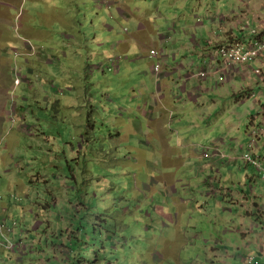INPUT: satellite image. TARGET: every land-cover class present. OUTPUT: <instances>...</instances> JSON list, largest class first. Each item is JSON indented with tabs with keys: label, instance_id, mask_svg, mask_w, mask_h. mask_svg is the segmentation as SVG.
<instances>
[{
	"label": "rangeland",
	"instance_id": "374dc122",
	"mask_svg": "<svg viewBox=\"0 0 264 264\" xmlns=\"http://www.w3.org/2000/svg\"><path fill=\"white\" fill-rule=\"evenodd\" d=\"M162 2L0 0V95L8 92L11 82L17 86L11 96V105L15 106L9 126L0 134V208L9 207L4 225L11 230L10 234L14 231L17 236L23 228L32 229L37 221L41 222L38 229L31 230L23 239L16 238V242L39 245L37 255L44 261L48 259V250L56 246L59 263L71 264L70 252L62 244L69 245L67 237L71 232L65 233V228L78 224L83 212L81 202L93 214L92 221L102 214L106 221L104 231L108 232L103 236L112 238L103 249L100 236L93 244V255L104 260L101 264H215V252L211 249L221 250L222 242L216 245L206 244L207 241L222 239L238 247L243 240L234 224L235 220H242L239 208L234 210L236 206L224 189L219 193L218 187L214 196L207 190L202 192L206 165L191 161L194 149L182 145V135L167 136L172 138L176 158L189 165L182 172L159 170L161 166H155L152 153L146 149L148 140H139L143 150H118L116 137L107 136L106 115L111 118L114 108L122 111L128 107L127 82L132 77L129 70L136 66L148 68L158 62L130 39L132 50L117 59L116 65L110 63L109 57L115 55L114 47L118 46L115 37L119 42L125 41L129 35L124 29L133 24L123 14L128 7L133 16L145 21L148 15L144 6L151 4L157 9ZM215 2L221 6L222 0ZM111 3L114 5L110 6ZM210 51L211 54L213 47ZM135 53L143 57L137 60ZM219 76L216 74L213 82ZM209 94L217 100L219 109L226 108L229 101L223 103L224 97ZM26 96L31 97V102L20 103L21 97ZM261 100L264 103V96ZM114 102L113 108L109 104ZM21 105H28L33 111L25 120L30 134L18 132L14 122V108ZM192 106L187 110L189 116L186 112L181 114L186 122L195 117L193 111L198 106ZM258 111L255 123L262 118L261 106ZM82 113L91 120L89 135L77 123ZM253 132L256 137L259 135L256 130ZM189 139L200 140L201 136ZM134 145V141H129L122 146L124 149ZM214 150L216 154L204 149L203 157L218 155V165L236 161L219 148ZM3 152L8 160L2 158ZM197 154L202 156L198 150ZM172 161V157L166 159L162 167ZM237 163L245 164L241 158ZM252 167L248 166L247 171L252 173L255 169L259 176L258 169ZM228 170L224 172V179L230 178L226 184L234 181L238 188V183L244 182L245 170ZM258 180L260 183L251 190L260 196L264 181ZM220 185L223 188L225 183L221 181ZM243 189L246 193L251 191L249 186ZM207 194L211 197L207 198ZM77 198L78 201L74 200ZM4 217L0 216V220ZM245 225L242 222L238 227ZM6 239L9 236L0 233L3 244ZM259 243L257 251L263 253L264 246ZM14 245L16 248L17 244Z\"/></svg>",
	"mask_w": 264,
	"mask_h": 264
},
{
	"label": "crops",
	"instance_id": "0c3cea01",
	"mask_svg": "<svg viewBox=\"0 0 264 264\" xmlns=\"http://www.w3.org/2000/svg\"><path fill=\"white\" fill-rule=\"evenodd\" d=\"M162 1V6L157 9L151 4L144 6L148 15L145 21L133 16L128 7L123 14L124 17L131 18L133 24L124 29L129 35L125 41L119 42L115 37L114 41L118 42V46L114 47L115 55L109 57L110 63L132 50L130 47V39H132V43H138L142 52L156 59L162 66L158 73L154 70L155 63L148 68L136 66L134 70H129L128 75L132 72V77L127 82L129 84L127 93H130L128 107L118 111V108L113 107L115 102L109 104L115 109L113 110L115 113L111 118L106 115L107 120L104 123L108 126L107 136L116 137L118 150H143L144 147L139 140H148L146 149L152 153L155 166H161L159 170L182 172V169L185 170L189 165L176 158V150L172 148V138L167 139V136L182 135L185 140L182 145L188 144L194 149L191 151V161L198 164L197 160H199L206 165L202 192L207 190V193L214 196L218 194V187L219 193L224 189L230 194L232 205L236 206L234 210L239 208V217L242 219L235 220L234 223L237 235L243 238L238 242V247L230 246L228 245L230 241L222 239L206 242L216 245L222 242L221 250L211 249L215 252L213 263L227 264L232 260L235 261L234 264H245V257L254 256L260 264H263L264 248L262 247L263 253H259L257 247L259 242V245L264 246V188L262 195L254 194L251 189L260 183L257 171L252 167L254 171L250 173L247 171L248 166L237 163L239 155L248 150V143L253 139L254 130L259 133L255 140L254 153L264 160V103L261 100L264 96V72L261 70V59L251 64L230 66L221 59L213 58L210 50L219 44H226L225 42L246 41L249 37L248 29H244L247 23L256 28L264 26V0H222L221 6L216 4L217 0ZM229 2L234 3L231 5ZM109 31L113 34L112 30ZM152 50L157 52L156 56L151 55ZM134 56L137 60L143 57L136 53ZM201 73L204 75L201 76ZM216 74L220 76L213 82ZM209 76L212 77L211 82ZM23 81L26 84L28 82L26 79ZM204 82H207L205 87ZM232 82L238 85H232ZM22 83L21 81L18 86ZM221 85L223 86L219 93L218 88ZM16 87L15 83L11 82L8 92L0 95V134L4 132L5 126H9L10 114L13 113L15 106L11 105V96L14 89L16 93ZM212 92L215 97H224L223 103L229 101L225 109H219L217 100L209 94ZM32 97L35 102L36 96ZM184 98L187 100L183 101ZM31 100L28 96L21 97L20 103H29ZM45 100L48 102L49 98L46 97ZM194 104L198 106L193 111L195 117H191L186 122L181 114L186 112L189 116L187 110L192 109ZM260 106L263 110L262 118L255 123L258 117L254 115L260 113L258 111ZM14 112L17 117V121L14 122H17L18 132L29 133L30 129L25 120L33 113L30 106H17ZM90 122L89 117L84 116V113L80 114L77 123L87 135L90 134L88 131ZM198 135L201 136L200 140L189 139ZM122 139L127 141L123 142ZM129 141H134L135 145L123 149L122 145ZM206 148L207 152L212 151L214 154L217 153L214 149L219 148L221 152L234 157L236 161L218 165L216 161L218 158H215L218 155L210 159L203 157L202 152ZM197 150L201 152V157L198 156ZM170 157L173 161L163 168L164 161ZM2 158L7 159L5 152ZM201 166L204 168L202 164ZM230 167L235 171L245 170L244 182L242 185L238 183V188L234 186L236 183L234 181L226 184L230 178L224 179V172ZM221 181L225 183L223 188L220 185ZM243 186H249L251 191L246 193ZM211 196L207 194V198ZM8 208H0V216L6 217ZM5 217L0 221L4 220L6 223ZM231 221L233 222V219ZM242 222L246 225L239 228ZM36 223L32 229L28 228V230L25 227L20 230L17 236L14 231L8 235V240L17 244L16 250L13 252L0 245V264H60L58 247H51L47 252L48 259L44 261L37 255L39 245L21 240L16 242V238L23 239L28 232L38 229L41 222ZM14 235L15 238L11 239L10 237ZM232 253L235 255L230 256L229 254Z\"/></svg>",
	"mask_w": 264,
	"mask_h": 264
},
{
	"label": "trees",
	"instance_id": "16d2710c",
	"mask_svg": "<svg viewBox=\"0 0 264 264\" xmlns=\"http://www.w3.org/2000/svg\"><path fill=\"white\" fill-rule=\"evenodd\" d=\"M250 24L246 25L244 29H248L249 31V37H247L246 41H243L242 43L248 45V40L251 38H254L256 36H259L261 31L263 29H257L256 27H253ZM257 30V33L254 34L252 31L253 29ZM264 37V36H262ZM78 201L77 199H74ZM79 206L82 208L81 218L79 219L78 224H70V227H67L65 230V233L70 231L71 236L67 237L69 241V245L65 246L66 244L63 243L62 247L66 248V252L69 256H71V264H101L104 260H98V255H93L92 249L93 244L96 241V237L100 236V242L102 244V249L105 248L104 244L108 243L112 240L111 237L104 235L103 233H107L104 231V225L105 220L102 218V214L99 213L94 217V220L92 221L93 214L89 213V210L86 208V205L81 202ZM103 238V239H102ZM20 245V244H19ZM3 246V245H2ZM7 248V247H6ZM8 249V248H7ZM10 250V249H9ZM16 248L13 250L15 252ZM11 251V250H10ZM88 256H91L90 259H88Z\"/></svg>",
	"mask_w": 264,
	"mask_h": 264
},
{
	"label": "built area",
	"instance_id": "2783aa9c",
	"mask_svg": "<svg viewBox=\"0 0 264 264\" xmlns=\"http://www.w3.org/2000/svg\"><path fill=\"white\" fill-rule=\"evenodd\" d=\"M151 53L154 55L156 54L155 51H152ZM213 53L215 56L220 57L225 64L230 66L248 64L249 62L254 61L256 59H261V68L264 70V39L259 42H256L253 46H250L249 48H245L244 46L238 43L221 45L215 48L213 50ZM116 62H114L113 65H116ZM158 68L159 65L156 66V69ZM200 75L203 76L204 73H201ZM244 159L250 162L255 167H257L262 173V176L264 177V166L260 165V163L253 159L249 154H246ZM4 223L5 221L0 222V233L3 236H6L10 234L11 230L7 226L2 225ZM0 245H5L8 249L12 251L15 249V245L8 239H6V244H3V242L0 241ZM248 263L258 264V262L253 258H249Z\"/></svg>",
	"mask_w": 264,
	"mask_h": 264
},
{
	"label": "bare ground",
	"instance_id": "6f19581e",
	"mask_svg": "<svg viewBox=\"0 0 264 264\" xmlns=\"http://www.w3.org/2000/svg\"><path fill=\"white\" fill-rule=\"evenodd\" d=\"M246 27V26H245ZM257 29H263L262 30V32L260 33V35L259 36H256V37H254V38H251V39H249L248 40V45H246V44H244V43H242V42H234V43H227V42H225L226 44H235V43H238V44H240V45H242V46H244L245 48H249L250 46H253L256 42H259V41H261V40H263L264 39V37H262V36H264V26H262L261 28H257ZM254 34H256L257 33V30L254 28L253 29V31H252ZM226 44H221V45H226ZM220 44L218 45V46H214L213 47V50L215 49V48H217V47H219V46H221ZM152 51H155V50H152ZM151 51V52H152ZM150 52V53H151ZM156 52V51H155ZM151 55H154V54H152L151 53ZM157 55V52H156V54H155V56ZM211 56L213 57V58H215V59H221L220 57H217V56H215L214 55V53H213V51H212V53H211ZM118 62L119 60H115L114 62ZM113 62V63H114ZM113 63H112V65H113ZM157 65H159V68L158 69H156V66ZM160 68H161V65L159 64V63H156L155 64V66H154V70H155V72L156 73H158L159 71H160ZM261 70H262V72H264V70L261 68ZM16 82H20V80L19 79H16ZM253 134V139H251L250 141H249V143H248V150L247 151H245L244 153H243V155L241 156V157H239L238 159L240 160V158L243 160V162H245V164L244 165H248V166H253V167H255L254 165H252L250 162H248V161H246L245 159H244V157H245V155L246 154H249L253 159H255L256 161H258L259 163H260V165H262V166H264V160H262L261 158H259L258 156H256L255 155V153H254V148H255V146H256V135H255V133L253 132L252 133ZM207 158L209 157L208 156V154H207V156H206ZM255 168H257V167H255ZM258 169V168H257ZM258 171H259V176H258V178H260V179H262L263 181H264V177L262 176V173L260 172V170L258 169ZM2 225H4V224H2ZM1 226V225H0ZM5 226V225H4ZM12 251V250H11ZM249 258H253V259H255L256 261H259V260H257L254 256H247L246 257V260H245V262H246V264H249L248 263V259Z\"/></svg>",
	"mask_w": 264,
	"mask_h": 264
},
{
	"label": "clouds",
	"instance_id": "9594fccd",
	"mask_svg": "<svg viewBox=\"0 0 264 264\" xmlns=\"http://www.w3.org/2000/svg\"><path fill=\"white\" fill-rule=\"evenodd\" d=\"M249 23H247V25H248ZM257 60V59H256ZM255 61V60H254ZM261 61V60H260ZM258 262V264H260V262L259 261H257Z\"/></svg>",
	"mask_w": 264,
	"mask_h": 264
}]
</instances>
